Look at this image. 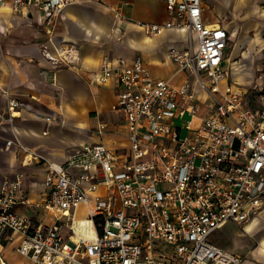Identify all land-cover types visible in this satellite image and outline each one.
<instances>
[{
    "label": "built area",
    "instance_id": "obj_1",
    "mask_svg": "<svg viewBox=\"0 0 264 264\" xmlns=\"http://www.w3.org/2000/svg\"><path fill=\"white\" fill-rule=\"evenodd\" d=\"M75 1L0 0V7L40 11L43 55L55 66L76 67L78 45L55 39L53 28ZM162 1L168 19L142 25L148 34L165 28L184 34L186 45L167 51L181 80L154 77L140 55H102L94 75L100 85L116 80L111 108L122 114L127 146L88 142L64 163L51 162L17 139L20 101L1 92L0 123L11 130L5 147L21 149L23 164L45 163L50 191L38 206L52 212L49 223H31L15 208L29 202L22 175L1 182V264L3 240L15 234L16 251L35 264L243 263L209 236L228 221L245 224L264 210V78L257 90L230 81L229 32L205 22L203 0ZM97 125L101 136L108 124ZM81 204L84 216H78Z\"/></svg>",
    "mask_w": 264,
    "mask_h": 264
},
{
    "label": "crops",
    "instance_id": "obj_2",
    "mask_svg": "<svg viewBox=\"0 0 264 264\" xmlns=\"http://www.w3.org/2000/svg\"><path fill=\"white\" fill-rule=\"evenodd\" d=\"M206 1L203 0L205 22L222 24L229 32L230 41L225 53L227 71L229 72L232 54L237 52V68L242 72V80L254 75L256 61L259 62L258 68L263 78L264 23L253 35L247 33L249 36L258 33L261 39L250 46L248 52L245 53L243 49L250 43L241 42L240 39L230 50L235 29L232 31L231 26L229 28L227 24L218 21L219 17H213L212 20L207 18L206 8L209 5ZM251 2L252 0H213L212 5L217 16H221L229 10L239 12ZM9 6L7 3L0 7V109L5 104L2 91H8L19 99V113L14 128L20 143L54 163H64L76 148L88 142L102 141L115 149L127 146L120 111L112 108L116 118L105 119L98 108L103 93L112 95L110 107L114 103L116 80L110 79L100 85L94 82V75L100 70L102 55L114 59L121 56L128 60L140 55L154 77L167 78L173 75L176 63L167 56V51L171 46L182 49L186 43L179 41V37L184 34L173 28H165L162 33L148 34L142 25L149 22L162 24L168 19L163 1L76 0L65 6L57 16L53 28L56 31L55 39L63 37L78 45L81 54L76 67L55 66L43 55L41 44L47 41V35L41 23L40 11L29 8L13 12ZM258 12L261 15L264 9L255 8L252 13ZM176 77L179 80L175 81ZM181 78L182 75L178 73L172 76L175 82H179ZM103 121L108 126L99 136L95 130L97 124ZM117 125L122 127L120 133L115 130ZM89 129L92 132L87 134ZM10 134V127L6 122H1L0 184L4 179H13L21 174V185L29 202L16 206V210L33 224L49 223L52 212L38 206L50 191L44 182L45 163L23 164L25 153L21 149L16 145L7 149L5 147V139ZM81 208L85 210L86 205L81 204L79 211ZM254 221L261 224V233H264V210L253 216L250 222ZM14 237L17 241L12 240ZM18 241L17 234L8 241L3 240V251L10 242H16L13 245L15 249ZM262 246L250 253L258 264H264V245ZM249 263L250 261L245 260L242 264Z\"/></svg>",
    "mask_w": 264,
    "mask_h": 264
},
{
    "label": "rangeland",
    "instance_id": "obj_3",
    "mask_svg": "<svg viewBox=\"0 0 264 264\" xmlns=\"http://www.w3.org/2000/svg\"><path fill=\"white\" fill-rule=\"evenodd\" d=\"M206 2L209 5L208 8H206L207 18L212 20L213 17H219L218 21L227 24L229 28L231 26L232 31L235 29V34L233 33V41L229 46L230 50L234 47V43L239 42V39L242 36H246L247 33L253 35L254 31H256L262 25V23H264V12H261V15L259 12L257 14L252 13L253 9L255 8L264 9V0H252L250 5L246 6L244 9H241L239 12L229 10L221 16H217L215 8H213L212 5L213 0H207ZM181 37L182 36L179 37V41L185 43L188 42L186 37ZM248 49H250V45L246 44L243 50L246 53L248 52ZM232 56L231 62L229 63L230 81L233 80L245 88H249V90H257L258 85L262 83L264 78H261L260 75L261 71L259 69L260 66H258L259 62L256 61V64L253 67L254 75H250L246 80H242V72H240L239 68H237L239 55L237 52H234ZM174 80H179V77L174 78ZM111 100L112 95L108 92L103 93V96L99 99L98 108L102 112L101 116L105 119H115L117 116L115 111L110 107ZM93 121L95 122L96 119L94 118ZM121 128V126L117 125L115 130L120 133L122 130ZM91 132L92 131L89 129L87 134ZM84 212L85 211L81 208L80 211H78V216H84ZM250 224L251 222L242 224L237 221H228L213 231L209 236V239L219 247L221 246L235 255H240L244 262L245 260H248L250 261L249 264H258V261H255L250 253L252 251L256 252L255 248H258L259 246L263 247L262 245H264V242L262 243V241H264V233H261L263 230L260 229V223H255L253 226H251V229L247 230V226ZM14 239L16 240V237H14L12 240ZM15 244L16 242H10V244L5 247V251H3V255L6 256V264H35L30 258L18 254L13 247Z\"/></svg>",
    "mask_w": 264,
    "mask_h": 264
},
{
    "label": "bare ground",
    "instance_id": "obj_4",
    "mask_svg": "<svg viewBox=\"0 0 264 264\" xmlns=\"http://www.w3.org/2000/svg\"><path fill=\"white\" fill-rule=\"evenodd\" d=\"M234 34H235V31H234ZM240 40H241V42L248 41L250 43L251 47L253 46L254 43H257V42L261 41L260 36L258 35V33H256L254 36H249V35L246 34V36L240 38ZM254 224H255V221L252 222L249 226H247V230L251 229V226H253Z\"/></svg>",
    "mask_w": 264,
    "mask_h": 264
},
{
    "label": "trees",
    "instance_id": "obj_5",
    "mask_svg": "<svg viewBox=\"0 0 264 264\" xmlns=\"http://www.w3.org/2000/svg\"><path fill=\"white\" fill-rule=\"evenodd\" d=\"M263 69H264V65H263Z\"/></svg>",
    "mask_w": 264,
    "mask_h": 264
}]
</instances>
